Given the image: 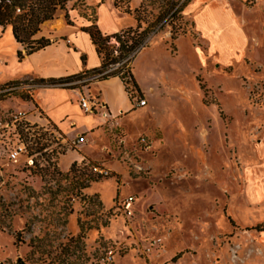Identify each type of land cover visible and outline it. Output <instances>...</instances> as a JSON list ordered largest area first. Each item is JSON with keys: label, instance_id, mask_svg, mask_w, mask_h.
Instances as JSON below:
<instances>
[{"label": "rangeland", "instance_id": "obj_1", "mask_svg": "<svg viewBox=\"0 0 264 264\" xmlns=\"http://www.w3.org/2000/svg\"><path fill=\"white\" fill-rule=\"evenodd\" d=\"M192 1L112 0L140 27L130 36L146 31L120 75L134 69L148 88L129 84L132 107L111 118L96 81H75L94 106L85 114L107 117L85 144L31 120L27 150L12 161L17 140L0 129V264H264L253 229L264 226V0H227L246 38L230 33L218 54L207 43L213 33L203 38L187 13ZM97 2L73 0V25H97ZM64 15L46 22L52 40ZM230 38L237 48L226 46ZM109 45L121 54L115 38ZM11 52L0 38V81L29 68ZM5 84L3 119L34 93ZM77 155L78 166L107 177L84 188L87 174L63 171Z\"/></svg>", "mask_w": 264, "mask_h": 264}, {"label": "crops", "instance_id": "obj_2", "mask_svg": "<svg viewBox=\"0 0 264 264\" xmlns=\"http://www.w3.org/2000/svg\"><path fill=\"white\" fill-rule=\"evenodd\" d=\"M96 4L97 26L103 35L112 36L133 27L130 17L119 12L114 7L112 0H98ZM187 13L193 18L195 26L203 38L205 32L213 33V40L207 42L213 53L215 51L218 54V46L225 42L230 33H232L231 36L234 34L237 38L238 34L242 33L245 37L242 24L228 5L227 0H193L187 7ZM127 21L129 24L125 25L124 23ZM46 24L42 26V30L35 39L42 37L51 39L48 29L44 31ZM85 27L88 26L69 25L63 20L60 30L55 34L56 40L51 39L54 42L52 45L31 55H25L21 60L23 63H28L27 71L19 77L0 81V84L26 81L36 85L31 101L27 102L26 108L20 111L27 113L29 121L33 120L42 126H52L58 133H62L70 139L78 135L90 137L102 125L103 121L107 120V117L102 119L94 114H85L83 111L80 100L88 94L82 89L86 84L73 89L65 86H41L34 81L66 78L101 67V58L89 33L83 31ZM223 33H227V35L223 36ZM0 38L3 41L6 40V43H10L13 55H17L18 51L25 52L24 48L16 42L11 27H7ZM229 43L230 45L226 46H230L231 49L237 48L236 45H233V38H230L227 44ZM133 76L140 91L148 88V85H142L134 69ZM91 85L97 92L100 105L108 117L113 118L122 112L129 111L132 107L129 95L119 77L98 80ZM66 86L71 87L67 84ZM77 160H80L79 155L74 157L63 171H68L72 163ZM261 233L264 240V231Z\"/></svg>", "mask_w": 264, "mask_h": 264}, {"label": "trees", "instance_id": "obj_3", "mask_svg": "<svg viewBox=\"0 0 264 264\" xmlns=\"http://www.w3.org/2000/svg\"><path fill=\"white\" fill-rule=\"evenodd\" d=\"M72 1L73 0H0V27L3 31H5L7 27H11L16 42L24 48L25 52H17V56L20 61L25 57V55H31L54 43L51 39L44 37L35 39L36 35L40 33L42 26L46 22L57 19L58 16L64 12V17L67 20V23L69 25H73V22L70 18V10L73 9L69 8V4ZM77 2H83V0H77ZM137 28V30L140 29L139 26ZM137 30L134 31L132 28H129L112 36H105L95 24L83 28V31L89 33L93 44L96 46V51L102 60L101 67L66 78L51 79L47 81L41 79L35 80L34 82L40 85L65 86L67 88L73 89L80 87V85L68 87L66 84L82 80V78L89 76V74L102 73L110 66L116 65L124 58L139 49L145 39L146 31L137 34V37L130 36L131 33H137ZM112 38H115L118 42H120L119 51H121V54L117 57L114 56L115 50L111 47V45H109ZM82 59L83 61L85 60L84 57ZM125 68L126 64H124L122 68H119L118 70L103 76L100 81L119 77L125 85L126 92L129 90L128 85L131 84L133 88L140 93L139 87L130 70H126L124 74L120 75ZM19 82L20 81L9 82L5 84L4 87ZM20 132L23 138L27 137L24 129H21ZM93 168L95 167L78 166V164L75 162L72 164L70 171L79 173L80 176L87 174L88 184L85 185L84 188H88L91 182H98L100 178L107 177L95 172ZM253 229L257 230L258 232H263L264 226H256Z\"/></svg>", "mask_w": 264, "mask_h": 264}, {"label": "built area", "instance_id": "obj_4", "mask_svg": "<svg viewBox=\"0 0 264 264\" xmlns=\"http://www.w3.org/2000/svg\"><path fill=\"white\" fill-rule=\"evenodd\" d=\"M138 50V49H137ZM137 50L135 52H133L132 54H130L129 56H127L123 61H122V65L123 66L124 64H127L129 63L132 58L135 56V53L137 52ZM112 70V69H110ZM109 72L108 71H104L102 73H98V74H94L93 76H85L84 78H82V80H80L82 83H88V82H92V81H98L100 80L103 76L107 75ZM70 84V85H69ZM67 85L69 86H73V85H77L76 82H70L68 83ZM36 87V85L32 84V83H29V82H26V81H20L19 83H16V84H11V85H8L6 86L3 90V91H6V92H11V91H15L17 89H21V88H24V89H34ZM147 102L146 100H136V105L138 107H144L146 106ZM80 105L82 107V109L85 111V112H93V108L94 106L91 105V103L85 98V97H82L81 100H80ZM35 127V125H31L29 120L27 119V113L24 112V111H18L16 113H12V114H9L8 116H6V118H0V129L1 130H6V128L8 129H12L13 132H14V135H15V138H16V142H15V145L10 147V149H8V154H9V158L10 160L12 161H15L17 159H19V157L26 152L27 150V144L24 140V138L22 137V134L20 132L21 129H33ZM48 128H45L43 126V128L41 129H45L46 132H49L48 129H51L54 133L58 134V132L56 131L55 128H53L52 126H47ZM51 133V132H49ZM86 142V139H85V136L84 135H80L77 137L76 139V142H74L75 144L77 145H81V144H85ZM93 170L103 176H107L108 175V172L106 171H101V170H98L97 168H93ZM133 198H128L126 201H125V204H126V207L127 208H130L133 204Z\"/></svg>", "mask_w": 264, "mask_h": 264}]
</instances>
